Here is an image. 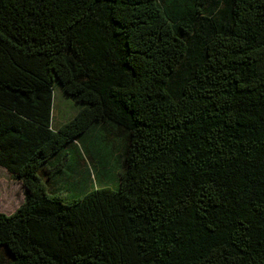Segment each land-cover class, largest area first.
Wrapping results in <instances>:
<instances>
[{
	"label": "trees",
	"instance_id": "obj_1",
	"mask_svg": "<svg viewBox=\"0 0 264 264\" xmlns=\"http://www.w3.org/2000/svg\"><path fill=\"white\" fill-rule=\"evenodd\" d=\"M101 131L120 170L65 199L45 165ZM0 166V264H264V0H0Z\"/></svg>",
	"mask_w": 264,
	"mask_h": 264
},
{
	"label": "rangeland",
	"instance_id": "obj_2",
	"mask_svg": "<svg viewBox=\"0 0 264 264\" xmlns=\"http://www.w3.org/2000/svg\"><path fill=\"white\" fill-rule=\"evenodd\" d=\"M54 96L52 114L53 125L56 128L68 121L78 111L80 105L73 102L59 86L55 88ZM116 150L118 152L120 150L118 142L114 139L106 140L103 131L93 136L91 140L82 137L75 145L65 147L47 162L45 167L52 175L49 176L48 171L47 177L56 185V193L61 194L67 200L76 199L81 197L82 192H86L88 187H93L94 183L102 179L103 182H107L110 177L117 174L120 168ZM88 157L89 162H87ZM90 159L96 161V165L94 162L92 165ZM90 168L96 176L94 183L88 179L87 174ZM78 172L83 174L85 172V178L80 184L74 177ZM25 195L22 183L0 166V212L5 214L14 212L25 200Z\"/></svg>",
	"mask_w": 264,
	"mask_h": 264
}]
</instances>
